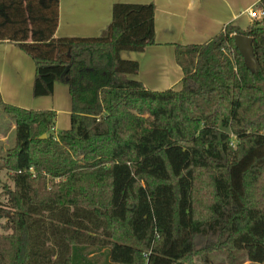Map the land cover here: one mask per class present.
Here are the masks:
<instances>
[{
  "label": "trees",
  "instance_id": "obj_1",
  "mask_svg": "<svg viewBox=\"0 0 264 264\" xmlns=\"http://www.w3.org/2000/svg\"><path fill=\"white\" fill-rule=\"evenodd\" d=\"M59 5L0 0V43L33 59L34 97L63 82L72 100L56 135L54 111L0 96L15 125L0 264H210L215 251L264 264V16L177 46L181 88L156 92L122 58L155 44L154 5H114L102 37L57 38ZM235 36L253 40L256 70Z\"/></svg>",
  "mask_w": 264,
  "mask_h": 264
},
{
  "label": "crops",
  "instance_id": "obj_2",
  "mask_svg": "<svg viewBox=\"0 0 264 264\" xmlns=\"http://www.w3.org/2000/svg\"><path fill=\"white\" fill-rule=\"evenodd\" d=\"M261 0H60L57 38H97L112 23L116 4L155 6V44L142 53L124 52L122 58L140 65L134 80L145 88L162 92L180 90L183 71L176 62V47L202 45L228 26L247 29L249 12ZM248 26H243L244 22ZM36 66L33 59L14 44L0 43V96L6 105L26 110L54 111L55 134L71 128L72 100L63 82L51 97L33 94Z\"/></svg>",
  "mask_w": 264,
  "mask_h": 264
},
{
  "label": "rangeland",
  "instance_id": "obj_3",
  "mask_svg": "<svg viewBox=\"0 0 264 264\" xmlns=\"http://www.w3.org/2000/svg\"><path fill=\"white\" fill-rule=\"evenodd\" d=\"M255 20L252 21V23ZM252 24L250 23V26ZM243 26H248L245 21ZM62 132V131H61ZM60 132V133H61ZM15 142V125L14 122L0 110V157L6 154V152L13 147ZM236 141H234V144ZM236 145V144H235ZM11 182L7 177L5 171L0 174V203L5 201L4 189L5 185H10ZM5 224L4 220L0 221V233H3L2 226ZM210 264H254L248 261L247 255L244 252H237L230 256L229 253L224 251H215L210 254ZM194 264H202L200 259H197Z\"/></svg>",
  "mask_w": 264,
  "mask_h": 264
},
{
  "label": "water",
  "instance_id": "obj_4",
  "mask_svg": "<svg viewBox=\"0 0 264 264\" xmlns=\"http://www.w3.org/2000/svg\"><path fill=\"white\" fill-rule=\"evenodd\" d=\"M234 44L235 48L241 54L245 65L251 70H256L257 63L254 57L253 40L249 37L235 36ZM45 138L46 136L43 137V139Z\"/></svg>",
  "mask_w": 264,
  "mask_h": 264
},
{
  "label": "built area",
  "instance_id": "obj_5",
  "mask_svg": "<svg viewBox=\"0 0 264 264\" xmlns=\"http://www.w3.org/2000/svg\"><path fill=\"white\" fill-rule=\"evenodd\" d=\"M264 16V12L263 10L261 9H258V8H254L252 9L250 12H249V17L252 19V20H258V19H261L262 17ZM262 134L264 135V132H262ZM30 172L34 173V170L31 169ZM21 173V172H20Z\"/></svg>",
  "mask_w": 264,
  "mask_h": 264
}]
</instances>
